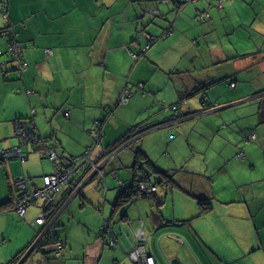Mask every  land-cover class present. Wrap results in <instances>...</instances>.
I'll return each mask as SVG.
<instances>
[{
  "label": "crops",
  "instance_id": "1",
  "mask_svg": "<svg viewBox=\"0 0 264 264\" xmlns=\"http://www.w3.org/2000/svg\"><path fill=\"white\" fill-rule=\"evenodd\" d=\"M4 1L0 0V31L9 24L10 40L19 42L27 67L23 71L20 60L9 58V40L0 35V148L19 146L15 120L31 118L60 160L82 156L91 148L95 161L105 163L107 188L95 177L74 197L59 193L51 208L57 209V221L80 197L65 217L64 247L40 246L32 254L26 252L21 264H134L128 255L142 221L157 264H172L174 258L181 264H264V118L259 112L264 97V0H224L221 8L219 0H196L181 10L175 0H9L6 14ZM206 10L210 18L199 15ZM147 33L158 38L148 44ZM256 34L260 38L253 44ZM156 68L169 74L164 87L152 80L150 69ZM226 76L236 80L234 88L217 82L206 94L197 92L200 82ZM127 89L132 95L122 104ZM183 97V115L189 109L202 110L203 99L218 105L182 116L178 125L162 123L172 116L167 107ZM154 124L135 143L116 151L113 161L103 157V151L131 128ZM163 143L161 156L168 151L165 161L151 151ZM205 146L217 147L219 163L210 164L208 155L196 158ZM40 147L42 142L22 145L23 162H0V264L31 247L44 230L35 223L42 212L39 200L27 207L24 217L14 204L4 205L15 194L14 178L25 173L31 187H42L43 177L51 174L47 156L34 154ZM137 149L161 171L188 173L175 185L195 199H210L222 172L228 173L229 197L224 198L223 191L217 200L223 206L212 204L201 214L194 200L193 206H167L168 195L177 189L158 186L151 196L115 206L119 179L130 187L143 174L133 168ZM95 187L106 193L101 212L88 195ZM153 195L165 199L159 216L178 224L166 221L159 226L162 219L155 215ZM29 211L32 218L27 217ZM105 218L111 219L109 231L101 232ZM112 236L119 238L115 248L106 244Z\"/></svg>",
  "mask_w": 264,
  "mask_h": 264
},
{
  "label": "built area",
  "instance_id": "2",
  "mask_svg": "<svg viewBox=\"0 0 264 264\" xmlns=\"http://www.w3.org/2000/svg\"><path fill=\"white\" fill-rule=\"evenodd\" d=\"M187 2L193 0H186ZM224 0H219V8L223 6ZM6 10V8H5ZM9 24L6 29L0 32L2 35L12 36V33L9 30ZM11 52H18L20 49L18 46H11ZM51 52V50H47ZM23 65H26L23 62ZM127 97L123 95L121 97V102H126ZM34 110H32V114H34ZM30 119V118H29ZM29 120L27 119H17L15 121V136L19 139L21 144H25L26 141H33V138H37L36 135H31L39 133L41 134L33 125V128H30ZM33 122V121H32ZM29 128L31 132H28ZM42 136V135H41ZM100 137V128L97 127L95 131V141L98 142ZM44 142V147L39 153L43 156H47L49 161L52 163L53 172L51 174L45 175L43 177L44 184L42 187H31L29 183L28 176L23 173L22 175L16 177L12 181V188L15 190V200H14V208L20 215V217H24L27 212V207L36 203L38 200H42V212L37 216L35 223L39 225L45 226L50 221L49 212L54 205L57 195L62 191V186L66 185L65 192L68 197H74L78 194L83 188L86 186L87 182H89L92 178V174L95 172V176L98 177L101 185L106 187L104 182L105 177V163L102 161L97 162L91 155V148H88L87 151L79 157H66L64 160H60L59 155L54 150L49 149L47 141L45 139L42 140ZM116 155V151L112 153V156ZM112 156L108 157V160L113 158ZM10 159H19L20 161H24L26 156L23 155L22 149L20 146H10L6 148H0V161H7ZM83 171L84 174L80 178H74L71 180V176L77 174L78 172ZM121 185L123 184L120 181ZM122 188V186H121ZM141 188V196L142 193L147 192H155L157 187L148 182H144L140 186ZM105 199L102 196L97 205L99 209H102L103 203ZM51 218H54L51 216ZM108 221H106V224ZM137 236L141 241L146 240V235L142 229L137 232ZM111 244L117 243L115 239L110 241ZM60 255L61 252H58ZM130 256L133 261L139 262L140 264H155L156 260L153 256L148 255L147 248L144 242H141L137 245L130 253Z\"/></svg>",
  "mask_w": 264,
  "mask_h": 264
},
{
  "label": "trees",
  "instance_id": "3",
  "mask_svg": "<svg viewBox=\"0 0 264 264\" xmlns=\"http://www.w3.org/2000/svg\"><path fill=\"white\" fill-rule=\"evenodd\" d=\"M194 1H196V0H194ZM8 2H9V0H5L2 3L3 13H5V14L7 13L6 11L8 9ZM175 2H176V6L178 5L177 8L179 10H181V8L184 7V5H186L187 3H189L186 0H175ZM5 8H6V10H5ZM199 15H201V16L203 15V17L205 16L204 13H199ZM201 16H198V18H201ZM0 35H2V34H0ZM166 35H168V32H166L165 35H163V37L166 36ZM6 37L9 40V46H8V51H9V55H10L9 58H11V60H20L19 69L21 68L24 71L27 66L26 65H23L24 58L22 56V47L20 46L19 42L16 39H14L15 42H12L10 40V38H12L13 35H12V37H10L9 35H7ZM146 37H147V40H148V44H151L153 42V40H156V37L158 38V36H156V35L153 36L150 33L149 34L147 33L146 34ZM13 45L18 46V48L20 49V51H18V52L14 51L12 53L10 48ZM254 55H256V54H254ZM134 57L135 58H138L137 55H135ZM219 82L225 83L226 85H229L232 88H234L236 86V84H237V82H236V80L234 78H232V77L231 78L230 77L228 78V76H226V78H224V79H222L220 81H217V80H214L213 79V80H208V81H205V82H200L199 85L197 86V89L196 90L199 93H205L211 86L215 85L216 83L219 84ZM138 87L142 91L145 89V85L142 82H140L138 84ZM123 95H125V97H127V100H126V102H121V103L122 104H127V102L129 101V98L132 95V92H131V90L127 89V90H125L123 92L122 96ZM186 102H187V98H184L183 97V98H181L179 100L178 103L172 104L169 107H167L168 109L171 110L172 116L170 118H168L167 121H164L162 123H164V124H171V125H174V124L178 125L179 120L181 119L182 116H184V117L191 116V115H193V113L200 114V113L205 112L207 110L209 111L212 108H215V107L217 108V105H218L217 102H216L217 104L214 105V101L213 100L203 99L204 106H203L202 110H197V111L195 110L194 111V110L189 109V111L186 114L183 115L182 112H181V108L179 106L185 105ZM259 107L261 109V111H259L260 112V116H261V118H264V97H262L260 99V101H259ZM19 119H27V120H29L30 121L29 122L30 128H33V126H32V119L31 118L30 119L29 118H19ZM157 124H159V123H157ZM157 124H154V125H151V126L145 125L144 127H141L139 129L131 128L127 134L123 135L116 143H114L113 145H111L110 147L106 148L103 151V157L107 159L108 157L112 156V153L114 151H118L119 152L127 144H129V143H131V144L135 143L137 140H139L137 138L139 136H141L142 133L148 131L151 128H154ZM162 125L163 124H159L158 126L161 127ZM97 127H99L101 129V126L99 124L97 125ZM30 128H29L28 132H31V129ZM31 133H32L31 135H36L37 138H35V139L33 138V141H26L25 144H21L20 143L19 146L21 147V149H22V145L35 144L37 142H42V140L45 139L47 141L48 145H49V149L52 150V148H50L49 138H47L45 136L43 137V135L42 134L39 135V133H37V134H34L33 132H31ZM139 138H141V137H139ZM42 143H43V147H44V142H42ZM43 147L42 148L41 147L38 148L36 151H38V153H39V151H41L43 149ZM137 150H136L137 158H136L135 163L133 164V168H135L136 170H138V172L141 171L143 174L141 173L142 174L141 177L138 178V180L136 181L135 184H132L130 187L129 186H124L121 189V193L119 194V197H118V200H117L115 206H118L120 204L126 203L127 201H135V199L137 197L144 198V197H147V196H151L154 193L152 191L151 192H147V193H142V196H141V188H140L141 184L144 183V182H149L150 184L155 185L157 187V189H158L159 183H161L165 179V176H168L167 174H169L168 172H164V171H161L158 168H156V166L152 163V161H150L148 159L147 155L144 152H142L140 150L137 151ZM116 156L117 155H113L112 156L113 158L109 159L110 162L113 159H115ZM72 158H74V157H72ZM141 158H143V161H141ZM0 162H3V161H0ZM21 162H23V161H21ZM148 167H149L150 172L147 171V168ZM152 178H157V180L153 181ZM173 184H174V179H170L169 182H168V180L165 179V184H162V185H164V187L167 188L166 186L172 187L171 185H173ZM121 186H120V188H121ZM159 186L161 187V185H159ZM155 192H157V191H155ZM153 197L155 199L154 200V206H155V208L157 210V211H155V213H156L155 215L160 220L162 218L159 216L160 215V212H158V211L160 210V207L163 206V204L165 202V199L162 196H160V195H153ZM200 199H201V201L199 203L200 204L199 206L201 208V214H204L207 211H209V210L212 209V203L210 202V199L209 198H204V199L199 198L198 201ZM14 200H15V194L13 192L12 198L10 200H8L7 202H5L4 205L14 204ZM54 210H52V213L49 215L50 221L48 222V224L51 223V222L52 223L49 224V225L46 224L44 226V230L41 231V232H39V234L37 235L38 236V239L31 244V247L29 246L27 248V250H25L22 253H19L16 256H14L13 259H11V261L8 264H18L26 252H28L29 250H31L29 254H32L33 251H35L36 249H38L40 246H43V245H52L54 243H59V244H62V246L64 247L65 242H64L63 238L61 236H59L58 234H53L51 232V229L57 225L56 222H57V219H58V218H56V215H53L57 211V209L55 208V206H54ZM51 216L54 217V218H51ZM164 224H166V220H163L162 219L160 221L159 226H163ZM145 226L146 225L145 224H142V222H141V227H139V229H137L136 231H134L135 239H136L137 242L134 245V247L129 251V255L128 256H129L131 262H133L134 264H140L139 262H135V261L132 260V258L130 256V253H131V251L137 245H139L141 242H144V244L146 245V248H147L148 255L153 256L155 258V260H156V263L155 264H157L156 257L149 251L148 242H149L150 236L147 234L146 229H145ZM140 229H142L144 231L145 235H146V240L145 241H141L139 239V237L137 236V232ZM107 231H109V229ZM41 236H42V238H40ZM110 246L112 248H115V247L119 246V244L114 243V244H111ZM59 249H61V245L59 246ZM51 251L53 252V249L49 250L48 252L51 253ZM56 251L57 250L55 249V252ZM59 252H61V250ZM57 254H58V252H57Z\"/></svg>",
  "mask_w": 264,
  "mask_h": 264
},
{
  "label": "rangeland",
  "instance_id": "4",
  "mask_svg": "<svg viewBox=\"0 0 264 264\" xmlns=\"http://www.w3.org/2000/svg\"><path fill=\"white\" fill-rule=\"evenodd\" d=\"M217 7H219V5H217ZM204 17L203 18H205V17H208L209 16V18H210V16H211V14H210V11H208V10H206L205 12H204ZM236 21L238 22V20L236 19ZM206 23H205V21H204V25H205ZM216 34H218V32H216ZM226 40H228V37H224ZM258 38H260L257 34L256 35H254V40L252 41V43L254 44H257L258 43V41H257V39ZM139 69H141V67H139ZM151 71H150V75L152 76V80H153V82L154 83H156V85H158V86H161V87H164V83H165V81L169 78V74L162 68V69H159V68H156V69H150ZM138 83V81H136V84ZM163 93H164V91H163ZM169 107V106H168ZM216 142H214V144H215ZM213 144V145H214ZM165 148H166V143H163V144H161L160 146H153L151 149V151H153V155H154V157H156L157 159H159V160H161V161H165V158H166V155H167V153H168V151H166V153H165V157H163V156H161V151H163V150H165ZM217 149V147H214V149L212 148V147H207V146H205V148L203 149V150H201L200 152H199V154H198V156H196V158L197 159H200V158H206L207 157V155L209 156V160H210V164H214V163H216V162H220L221 160H219V157L217 156V155H215V153H214V151ZM34 154H37V156L39 157V158H42V156L40 155V153H38V152H35ZM59 155V154H58ZM59 157H60V155H59ZM114 160V159H113ZM112 160V161H113ZM20 161V160H19ZM153 163V162H152ZM154 164V163H153ZM124 170V169H123ZM227 171H229V169L227 170ZM53 172V167H52V165H51V172L50 173H52ZM140 172V171H139ZM222 174H224V175H222V176H220V178H218V180H217V185H216V188H215V190H214V193L211 195V198H210V202L214 205V206H223L221 203H218V202H221V201H217L218 199H220L222 196H220L222 193H224L223 191H225V196H223L224 198H228L229 196L226 194V191H227V183L230 181V176L228 175V173H226V172H222ZM168 176H165V179L166 180H168V182H169V180L170 179H174V184L173 185H171V186H173V188H176L177 190L175 191L176 193L173 195V194H169L168 195V198H169V201H168V203H167V206H193L192 205V203H191V200H194L195 202H197V206L198 205H200L199 203H200V201H201V199L198 201V199L199 198H202V199H204V198H209L208 196H197V198L195 199V197L194 196H192V195H188V194H185V192L182 190V189H180L178 186H176L175 185V183H177V182H179V179H180V176H189V174L188 173H181L180 171H172V172H169V174H167ZM78 176H80V174L78 175ZM202 176V175H201ZM202 178H204V176L202 177ZM119 179V178H118ZM153 179V181H155V180H157V178H152ZM165 179L161 182V183H159V185H161V189H165V187H164V185H162V184H165ZM124 180V179H123ZM123 180H120L119 179V183H118V186H116L114 189L117 191V196H119V194L121 193V188H120V181H122L123 182ZM125 181V180H124ZM107 183H108V189L110 190L111 189V183L109 182V180H108V178H107ZM158 185V186H159ZM124 186H126V184L124 183V184H122V188L124 187ZM160 187V186H159ZM65 188H66V185H64V186H62V191L60 192V194L59 195H62V194H65ZM103 189H105L104 187H103ZM101 190L103 193L102 194H100L98 191H99V189L97 188V187H95L94 189H90V191H89V193H88V195H89V198H90V200L92 201V202H94V203H96V204H94V207L97 209L98 207H97V204L99 203V200H100V198H101V196H105V202L107 201V198H106V193H105V191L104 190ZM160 189V190H161ZM100 191V192H101ZM112 191V190H111ZM110 192V191H109ZM162 192H163V194H165V192L162 190ZM167 198V197H166ZM117 197H116V200L114 201V204H116V202H117ZM137 200L138 199H140L139 197H137L136 198ZM80 200V197H78L76 200H74L73 202H78ZM73 202H72V204H70V205H68V206H71L70 208L68 207L67 208V210H66V212L64 213V215L57 221V226H55V227H53L52 229H51V232L53 233V234H55V233H57L58 235H60L62 238H63V240H64V237L66 238L67 237V234H66V231H67V228H68V223H66V221H65V217H66V215H67V213L69 214V212H70V209L72 208V206H73ZM108 202H109V200H108ZM110 202H111V200H110ZM130 201H127L126 203H129ZM39 205L40 206H42V200L40 199L39 200ZM135 203V202H134ZM113 204V205H114ZM133 203H130V204H128V205H132ZM166 204V203H165ZM109 205V204H108ZM112 205V206H113ZM207 205V204H206ZM85 206H93L91 203H86L85 204ZM39 211H38V213L40 212V210H41V208L39 207V209H38ZM97 210H99L100 212H101V210L102 209H97ZM120 213L121 212H118V217H117V219L120 217ZM180 213V212H179ZM35 214V213H34ZM170 215L171 216H173V217H176V215H175V213L173 214V211H170ZM32 216H33V212L32 211H29L28 212V215H27V217L28 218H32ZM108 218H105V219H103V223H102V225H101V232H103L104 231V229H105V227L107 226L106 225V220H107ZM166 221H168V222H170V224L171 225H175V224H178V223H176L175 221H173V220H166ZM113 224H114V222H113ZM61 225H63V226H61ZM115 225V224H114ZM111 227H113V226H111ZM186 228H188L189 230H190V232H192L191 231V229L189 228V227H187L186 226ZM110 237V236H109ZM108 241V242H107ZM106 241V244L107 245H109L110 246V241H109V239ZM190 245H191V243H190ZM191 249L194 251V253H196V250H195V248H194V246L193 245H191Z\"/></svg>",
  "mask_w": 264,
  "mask_h": 264
},
{
  "label": "water",
  "instance_id": "5",
  "mask_svg": "<svg viewBox=\"0 0 264 264\" xmlns=\"http://www.w3.org/2000/svg\"><path fill=\"white\" fill-rule=\"evenodd\" d=\"M190 2H194V0L193 1H189V3ZM12 34H13V32L12 31H10ZM49 146V145H48ZM95 172L92 174V176H91V181L95 178ZM90 183V181L89 182H87V184H89ZM86 184V185H87ZM107 190V188H105V191ZM104 197V199H105V196H103ZM106 200V199H105ZM104 203H105V201H104ZM104 203H103V205H104ZM106 221H108V223L106 224L107 226L105 227V229H104V231L106 232L108 229H109V225H110V222H111V219L110 218H108ZM142 224H145L143 221H142ZM113 235V234H112ZM112 239H115L116 241H117V244H119V238L118 237H116V236H112L111 237V240ZM110 245H111V243H110ZM30 251V250H29ZM29 251L27 252L28 254H29ZM22 263V261L20 262V264ZM171 263L172 264H181V262L179 261V259L178 258H174V259H172V261H171Z\"/></svg>",
  "mask_w": 264,
  "mask_h": 264
},
{
  "label": "flooded vegetation",
  "instance_id": "6",
  "mask_svg": "<svg viewBox=\"0 0 264 264\" xmlns=\"http://www.w3.org/2000/svg\"><path fill=\"white\" fill-rule=\"evenodd\" d=\"M148 183H149V182H148ZM81 191H82V190H81ZM81 191H80V192H81ZM156 191H157V190H156ZM80 192H79V193H80ZM79 193H78V194H79ZM76 195H77V194H76ZM76 195H75V196H76Z\"/></svg>",
  "mask_w": 264,
  "mask_h": 264
},
{
  "label": "clouds",
  "instance_id": "7",
  "mask_svg": "<svg viewBox=\"0 0 264 264\" xmlns=\"http://www.w3.org/2000/svg\"><path fill=\"white\" fill-rule=\"evenodd\" d=\"M95 177H97V176H95ZM90 182H91V180H90Z\"/></svg>",
  "mask_w": 264,
  "mask_h": 264
}]
</instances>
